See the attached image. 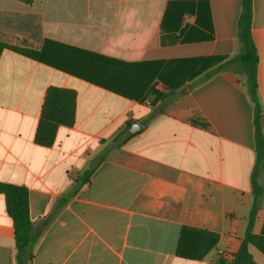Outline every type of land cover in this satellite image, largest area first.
I'll return each mask as SVG.
<instances>
[{
    "label": "crops",
    "instance_id": "1",
    "mask_svg": "<svg viewBox=\"0 0 264 264\" xmlns=\"http://www.w3.org/2000/svg\"><path fill=\"white\" fill-rule=\"evenodd\" d=\"M242 1L0 0V32L90 52L86 69L104 83L1 52L0 182L27 187L38 226L63 202L31 264L233 261L254 200V109L238 65L204 76L236 54ZM252 35L264 134V0H253ZM51 86L76 90V116L42 146ZM263 226L264 197L254 232ZM16 253L0 193V264Z\"/></svg>",
    "mask_w": 264,
    "mask_h": 264
},
{
    "label": "trees",
    "instance_id": "2",
    "mask_svg": "<svg viewBox=\"0 0 264 264\" xmlns=\"http://www.w3.org/2000/svg\"><path fill=\"white\" fill-rule=\"evenodd\" d=\"M252 22L253 0H243L242 12L238 21V50L236 54L222 61L217 68L209 71L204 76V79H208L215 72L224 71L230 66L238 65L240 67L239 73L245 82L247 94L254 109L253 122L256 151V163L251 176L254 200L244 240L239 250L234 254L232 262H227L226 259L221 257L216 263L211 264H259L249 252V244L256 246L264 254V226L260 233L254 232L257 212L264 197V188L258 181V176L264 168V134L261 127L262 107L257 84L259 58L257 46L252 35ZM5 48L85 80L97 84L100 82L98 79L91 78V72L86 69L89 63L95 64V55L79 48L47 39L44 40L42 45L34 44L32 40L27 39L18 45H12L0 39V55ZM161 79L169 87L173 86L170 80ZM100 85L104 86V83L100 82ZM114 91L118 92L116 89ZM76 101L77 92L74 89L58 86H51L47 89L35 135V141L38 144L42 146L52 145L60 125L71 126L74 124ZM104 157L105 155H102L101 159ZM0 193H3L6 197L7 211L14 223L17 264H31L37 242L63 202H59L53 212L38 226L35 225L30 217L29 191L26 186L0 182Z\"/></svg>",
    "mask_w": 264,
    "mask_h": 264
},
{
    "label": "rangeland",
    "instance_id": "3",
    "mask_svg": "<svg viewBox=\"0 0 264 264\" xmlns=\"http://www.w3.org/2000/svg\"><path fill=\"white\" fill-rule=\"evenodd\" d=\"M32 36V35H31ZM30 37V36H29ZM35 37V36H34ZM0 39L1 40H4L6 42H8L9 44H12V45H18L20 44L23 40H32V42L34 44H37L36 42V37L31 39L28 38V37H15V33L14 32H10V31H7V32H0Z\"/></svg>",
    "mask_w": 264,
    "mask_h": 264
}]
</instances>
